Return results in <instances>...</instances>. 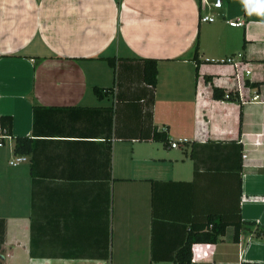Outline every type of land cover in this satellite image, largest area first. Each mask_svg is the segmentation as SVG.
Listing matches in <instances>:
<instances>
[{
    "label": "crops",
    "instance_id": "crops-1",
    "mask_svg": "<svg viewBox=\"0 0 264 264\" xmlns=\"http://www.w3.org/2000/svg\"><path fill=\"white\" fill-rule=\"evenodd\" d=\"M213 1L0 0L2 264H172L237 215L195 264H264V0Z\"/></svg>",
    "mask_w": 264,
    "mask_h": 264
},
{
    "label": "trees",
    "instance_id": "trees-1",
    "mask_svg": "<svg viewBox=\"0 0 264 264\" xmlns=\"http://www.w3.org/2000/svg\"><path fill=\"white\" fill-rule=\"evenodd\" d=\"M203 0H198L199 9L202 5ZM198 47L196 46L193 52V59L197 61ZM107 62L110 67H114V60L107 59ZM143 62V80L144 82L151 87L152 93H154L157 81V60L156 59H146ZM95 95L99 97L102 89L94 88ZM225 92L221 91L218 88H212V97L213 99H225ZM230 95V93H228ZM34 110L37 106L35 105ZM11 127L12 121L9 117L0 118V130L4 136L11 137ZM153 139L160 142H166L168 140L166 133H159L154 131ZM13 152L15 155H27L32 152V144L29 138L17 137L14 138V149ZM243 222H241L240 217L237 215L236 222L227 223L224 222L221 218L212 216L207 221L205 226L196 227L191 226L188 231L184 243L177 250L175 257L172 260V264H195L199 259L207 257L213 253L215 245L218 243L221 236L224 235L225 229L228 226H233L234 234L233 241L235 243L239 240L240 230L244 228ZM4 232H5V222L0 220V245L4 241ZM262 231H260V234ZM1 247V246H0ZM206 249L205 254H200V250ZM0 264L1 261H0Z\"/></svg>",
    "mask_w": 264,
    "mask_h": 264
},
{
    "label": "built area",
    "instance_id": "built-area-1",
    "mask_svg": "<svg viewBox=\"0 0 264 264\" xmlns=\"http://www.w3.org/2000/svg\"><path fill=\"white\" fill-rule=\"evenodd\" d=\"M211 6L213 9L218 10L221 9L222 7V1L221 0H214L211 3ZM200 21L204 22V23H213L215 21V18L213 16H201L200 17ZM229 26L232 28H243L245 26V21L244 20H234V21H230L229 22ZM222 63H226V64H231L234 65L236 68L238 67V64L235 63V60L233 57H229L227 58L225 61H222ZM241 78V75L238 73L236 74V79L237 81H239ZM230 95L228 93L225 94V99H229ZM257 100V96H254L252 98L251 102H255ZM8 136H4L0 130V140H4L6 139ZM181 143H186L187 140H180ZM2 145V142H0V146ZM177 142H172L170 147L171 148H176L177 147ZM26 160V157L23 155H16L12 158V160L10 161V165L12 166H16L22 162H24Z\"/></svg>",
    "mask_w": 264,
    "mask_h": 264
},
{
    "label": "rangeland",
    "instance_id": "rangeland-1",
    "mask_svg": "<svg viewBox=\"0 0 264 264\" xmlns=\"http://www.w3.org/2000/svg\"><path fill=\"white\" fill-rule=\"evenodd\" d=\"M254 1H256V0H254Z\"/></svg>",
    "mask_w": 264,
    "mask_h": 264
}]
</instances>
